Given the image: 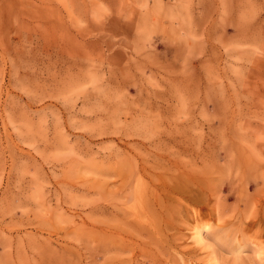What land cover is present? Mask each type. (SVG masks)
<instances>
[{
	"label": "rangeland",
	"instance_id": "374dc122",
	"mask_svg": "<svg viewBox=\"0 0 264 264\" xmlns=\"http://www.w3.org/2000/svg\"><path fill=\"white\" fill-rule=\"evenodd\" d=\"M0 264H264V0H0Z\"/></svg>",
	"mask_w": 264,
	"mask_h": 264
},
{
	"label": "bare ground",
	"instance_id": "6f19581e",
	"mask_svg": "<svg viewBox=\"0 0 264 264\" xmlns=\"http://www.w3.org/2000/svg\"><path fill=\"white\" fill-rule=\"evenodd\" d=\"M216 210H217V218H220L221 217V212H220V210L221 209H219V208H216ZM254 213H253V216H254V218H256L257 217V215H263V213H261L260 212V210L258 209V207L256 206L255 208H254ZM199 217H201V215H198L197 216V218L195 219V222H197L198 224H199V222H200V220H199ZM256 222H259V221H257L256 219H253V221H252V223H256ZM251 223V224H252ZM167 224H170L169 222H167ZM248 226L250 225V224H247ZM157 226V223H154V227H156ZM226 227H228V224L227 223H225L224 225H221L220 226V228H226ZM168 229V228H167ZM167 229H166V231H167ZM172 229V228H171ZM202 233V232H201ZM199 237H202V234H199L198 235ZM171 240H182V237H180V235L179 234H176L174 237H172V238H170ZM185 254H188L189 256L190 255H193L194 254V250H189L187 253H185Z\"/></svg>",
	"mask_w": 264,
	"mask_h": 264
}]
</instances>
